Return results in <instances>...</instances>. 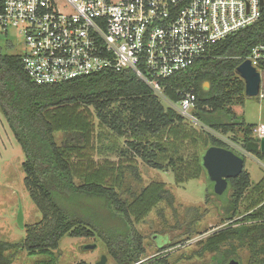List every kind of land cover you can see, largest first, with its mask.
<instances>
[{"label": "trees", "instance_id": "16d2710c", "mask_svg": "<svg viewBox=\"0 0 264 264\" xmlns=\"http://www.w3.org/2000/svg\"><path fill=\"white\" fill-rule=\"evenodd\" d=\"M261 43H264V9L258 22L226 38L192 68L165 82V96L173 103L181 101L184 92L196 96L194 115L201 125L200 136L195 130L189 133L183 124L185 118L173 108L166 109L152 89L131 70H108L63 84L38 85L26 73L20 55L0 53V109L26 156L25 186L42 214L41 222L28 229L25 240L17 244L0 241V264H14L22 251L32 256H51L67 235L97 236L116 264H170L162 254L145 260L144 238L135 225L163 201L173 207L174 195L164 184L156 183L139 195L133 194L132 203L124 199L117 189L123 177V165L118 167L119 174L114 180L111 177L115 168L109 167L112 162L98 167L92 157L88 158L95 128L80 109L83 105H93L100 121L117 135L132 138L130 148L157 170L172 167L174 171V161L163 164L160 154L171 151V145H183L189 138L196 144L206 133L204 128L232 135L231 139L236 137V129L242 130L244 152L262 160L264 154L254 137V125L246 124L233 111L235 106L244 105L246 99L245 83L237 69ZM260 69L264 70V65ZM117 101L122 102V109L112 110ZM223 116L228 120L224 121ZM58 132L65 135L61 145L55 138ZM152 137H160V142L149 143ZM164 137L168 147L163 143ZM208 139L209 148L231 150L246 164L247 156L242 152L214 136ZM208 149L199 156L196 174L189 176V180L198 179L205 171L203 156ZM130 169L136 180L141 181L137 168L130 166ZM109 181L114 184L108 185ZM176 183L182 184L185 180L176 178ZM250 186L251 175L245 166L240 176L229 179L231 195L224 210L232 223L203 242L201 254L218 251L231 241L248 242L253 252L264 254V205L237 217ZM11 248L16 251L6 255ZM227 254L225 264L230 259L241 264L235 250ZM260 264H264V258Z\"/></svg>", "mask_w": 264, "mask_h": 264}, {"label": "rangeland", "instance_id": "374dc122", "mask_svg": "<svg viewBox=\"0 0 264 264\" xmlns=\"http://www.w3.org/2000/svg\"><path fill=\"white\" fill-rule=\"evenodd\" d=\"M0 53L3 55H21L25 53L24 37L18 31L11 29L7 36L0 35ZM210 86L205 88L208 90ZM166 109L172 108L164 99L159 98ZM112 110L122 109V102L117 101L111 106ZM80 111H84L95 128L94 140L88 151V157L97 165L103 166L106 162H112L109 167H114V176L118 177V167L123 165V177L120 180L118 192L129 203L134 201L133 194H141L143 189L156 183L164 184L174 195L173 207L166 201L159 203L139 223L136 229L144 238L146 253L145 260L159 254L167 256L170 264H225L229 251L235 250L241 264H260L264 254L253 252L248 242L240 243L231 241L220 247L218 251H208L201 254L202 243L209 237L227 228L232 222L225 214L226 200H222L216 194L214 185L208 180L207 173L202 171L197 178L189 180V176L197 171L199 156L209 148L208 137L223 141L237 152H242L246 157L245 169L251 175V186L242 199L237 217H242L264 205V159L260 160L243 150L244 132L235 131L236 137L225 135L222 132H214L210 128H204L206 133L200 137V141L194 143L189 138L183 145L169 146L171 151L160 154V161L168 164L174 161V166L166 170H157L148 166L135 151L130 148L132 138L121 137L113 132L109 126L102 123L93 105H83ZM233 111L242 118L246 124L257 127L264 124V97H246L242 106H235ZM224 121L228 119L222 117ZM231 120V119H230ZM184 126L189 133L191 130L201 134V125H195L185 118ZM200 136V135H199ZM56 141L61 145L65 141L63 132L55 134ZM160 142L159 138L152 137L149 143ZM165 137L163 143L165 144ZM26 156L22 147L16 140L0 109V241L17 244L26 239L28 229L37 225L42 220V214L31 199L25 186L26 174L23 163ZM130 166L137 168L141 181L133 176ZM176 178L185 180V183L177 184ZM78 182V181H77ZM114 184L113 181L107 182ZM23 217V227L19 223V215ZM164 238H167L165 241ZM95 246L88 249L87 246ZM16 248H11L6 255L13 254ZM103 257H107V264H116L112 256L108 254L107 247L97 236L92 238H74L65 236L60 241L59 250L52 255L32 256L27 251L17 254L14 264H40L49 261L57 264H99ZM233 259H230V261ZM229 261V262H230Z\"/></svg>", "mask_w": 264, "mask_h": 264}, {"label": "built area", "instance_id": "2783aa9c", "mask_svg": "<svg viewBox=\"0 0 264 264\" xmlns=\"http://www.w3.org/2000/svg\"><path fill=\"white\" fill-rule=\"evenodd\" d=\"M264 0H0V35L24 37L26 73L38 85H58L103 71L131 70L181 116L198 125L196 96L173 103L165 82L212 49L258 22ZM245 61L261 74L264 43ZM244 81V80H243ZM264 138V124L253 130Z\"/></svg>", "mask_w": 264, "mask_h": 264}, {"label": "water", "instance_id": "95a60500", "mask_svg": "<svg viewBox=\"0 0 264 264\" xmlns=\"http://www.w3.org/2000/svg\"><path fill=\"white\" fill-rule=\"evenodd\" d=\"M239 77L245 83V95L248 98L257 97L261 90V74L252 66L250 61L243 62L237 69ZM206 86H209L207 83ZM260 150L264 154V138L260 141ZM203 166L207 173L208 180L214 184L216 194L222 200L229 195V179L237 178L244 170V160L235 152L220 148L211 147L203 156ZM20 226L23 227L22 214L19 215ZM165 241L167 238H164ZM94 249L95 246H87ZM99 264H107V257H103ZM229 264H240L237 260H231Z\"/></svg>", "mask_w": 264, "mask_h": 264}]
</instances>
